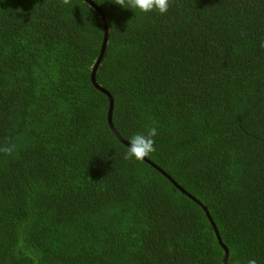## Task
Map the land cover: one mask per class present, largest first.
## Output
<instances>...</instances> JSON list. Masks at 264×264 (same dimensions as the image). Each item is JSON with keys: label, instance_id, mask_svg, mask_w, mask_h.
<instances>
[{"label": "trees", "instance_id": "16d2710c", "mask_svg": "<svg viewBox=\"0 0 264 264\" xmlns=\"http://www.w3.org/2000/svg\"><path fill=\"white\" fill-rule=\"evenodd\" d=\"M90 1L108 94L96 9L0 0V264H264V0Z\"/></svg>", "mask_w": 264, "mask_h": 264}, {"label": "clouds", "instance_id": "9594fccd", "mask_svg": "<svg viewBox=\"0 0 264 264\" xmlns=\"http://www.w3.org/2000/svg\"><path fill=\"white\" fill-rule=\"evenodd\" d=\"M115 2L126 9H138L140 12H159L165 14L169 10L170 0H115ZM158 134L156 127H152L148 133H138L129 141L128 151L125 154L126 159L143 160L145 157L155 151L154 137ZM248 264H257L255 259L249 260Z\"/></svg>", "mask_w": 264, "mask_h": 264}, {"label": "water", "instance_id": "95a60500", "mask_svg": "<svg viewBox=\"0 0 264 264\" xmlns=\"http://www.w3.org/2000/svg\"><path fill=\"white\" fill-rule=\"evenodd\" d=\"M88 4H90L94 9H96L100 15H101V18L103 20V24H104V39H103V43H102V47H101V50H100V54H99V57L97 58V61L95 62L94 66H93V71H92V74H91V79H92V82L94 84V86H96V88H98L99 90L103 91L104 93L108 94L105 90H103L99 85H97L96 81H95V71L97 69V66L100 62V59L102 57V54H103V51L105 49V44H106V39H107V26H106V20H105V16L103 15V12L98 8L97 5H95L94 3H92L90 0H85ZM112 106H113V101L112 99L109 97V109H108V125L110 127V129L112 130V132L115 134V136L122 142L124 143L125 145H127L129 147V143L126 142L124 139H122V137H120V135L115 131L113 125H112V122H111V112H112ZM153 165V164H151ZM154 166V165H153ZM163 173V172H162ZM164 176H166L171 182L172 184H174L180 191L186 193L185 191H183V189H181V187H179L169 176H167L165 173H163ZM187 194V193H186ZM188 195V194H187ZM189 197H191L190 195H188ZM192 200H194L195 202H197L198 205H200L203 210L205 211L206 215L208 216L210 222L212 223L211 221V218L209 217L208 215V212H207V209L205 208V206H203L201 203H199L197 200H195L193 197H191ZM212 225L214 226V224L212 223ZM217 234V233H216ZM218 237V235H217ZM227 251L225 250V258H224V264H227Z\"/></svg>", "mask_w": 264, "mask_h": 264}]
</instances>
